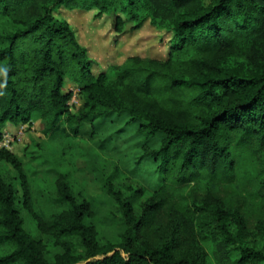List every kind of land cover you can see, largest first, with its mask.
Returning a JSON list of instances; mask_svg holds the SVG:
<instances>
[{
  "label": "trees",
  "instance_id": "obj_1",
  "mask_svg": "<svg viewBox=\"0 0 264 264\" xmlns=\"http://www.w3.org/2000/svg\"><path fill=\"white\" fill-rule=\"evenodd\" d=\"M60 5L119 12L135 26L149 18L173 32L168 57L130 56L94 74L54 14ZM251 35L264 45V0H0V139L8 122L39 120L48 142L36 158L56 171L51 208L35 210L22 160L0 150L18 180L0 173V264H213L207 247L216 264H264V59L245 71L231 64ZM67 79L79 87L76 110ZM114 112L145 140L163 134L142 149L164 182L150 190L104 158L114 173L99 180L122 227L103 239L100 208L74 172L90 154L77 142L82 124ZM18 185L39 236L25 228Z\"/></svg>",
  "mask_w": 264,
  "mask_h": 264
},
{
  "label": "rangeland",
  "instance_id": "obj_2",
  "mask_svg": "<svg viewBox=\"0 0 264 264\" xmlns=\"http://www.w3.org/2000/svg\"><path fill=\"white\" fill-rule=\"evenodd\" d=\"M54 14L70 25L79 44L86 48L88 58L91 61V71L94 74L101 73L112 65L120 64L130 56L137 55L159 60H165L168 57L173 32L166 28L156 27L150 22L149 18H145L139 26H135L133 22L119 12L99 13L95 8L70 9L65 5L58 6ZM254 37V35L249 36L241 44L242 53L231 60V64L239 67L242 71L248 70L251 64L264 59V45L261 46V43ZM260 48H263L262 55L260 54ZM66 81H68V85L63 87L65 93L68 91L73 93L74 90H79L78 85L73 81L68 79ZM70 99L68 103L72 106L71 109L76 110V102H70ZM37 121L39 120H35L36 130L32 132L29 130L25 135L18 133L13 134L14 136L9 134L13 141L9 148L1 150H8L22 160L24 170L32 182L34 194L40 200H36L34 209L42 211L40 208L45 207L44 212L47 213V210L51 208L47 204L52 192L50 184L55 178L56 171L50 164L44 163L42 157L36 158L41 150L47 147L48 142L41 132V123L37 124ZM90 132L91 129L85 133L83 132V134L81 133L77 139L80 147L90 154L85 159H76L74 178L79 183L80 188L84 189L86 198L95 207L100 208L94 220L98 226L100 237L103 239H116L122 227V222L116 215L115 203L103 191L99 180L105 177L103 174L110 175L114 173L113 164L105 159L113 160L125 176L137 180L150 190H155L163 184L164 175L158 169L159 160L144 154L135 158L136 161L143 162L141 170L133 172L129 167H123L115 158L109 157L103 152L102 149L106 146L109 147L105 143L106 141L99 140L100 138L95 140L96 131L94 130L93 137L90 136ZM2 134L5 135L4 132ZM162 137L163 134H156L151 138L148 146L152 149L158 148ZM111 147L116 149L115 144ZM128 160L126 158V161ZM103 167L106 169L104 173L101 170ZM0 173L18 184L17 172L10 163L0 160ZM137 176L141 180L137 179ZM123 179L121 177V180ZM208 187H210L209 182L205 181L199 184L196 189L203 192ZM22 202L23 192L18 185L17 203L20 207V214L23 217L25 228L31 234L39 236L37 221L30 211L21 207ZM260 239L263 244L264 236H261ZM46 240L51 243L49 237H46ZM207 250L210 258H212V263L216 264L211 255L210 247H207Z\"/></svg>",
  "mask_w": 264,
  "mask_h": 264
},
{
  "label": "crops",
  "instance_id": "obj_3",
  "mask_svg": "<svg viewBox=\"0 0 264 264\" xmlns=\"http://www.w3.org/2000/svg\"><path fill=\"white\" fill-rule=\"evenodd\" d=\"M65 85H68V81L65 82ZM63 92L65 93V91ZM79 99L81 103L82 100L80 98V93ZM128 119L129 116L125 112L108 113L103 117L94 119L92 122H85L84 124H82L80 132L83 134V132L85 133L91 128H94V130L96 131L95 140H98L100 138L99 140L106 141L105 143H107V145L109 146H106V148L102 149L103 152L109 157L115 158L123 165V167H129L133 172H135L136 170L142 169L141 165L143 163L136 161L135 158L143 154L142 145L144 143L150 144L151 138L145 140L142 136L137 135L136 129L138 128L139 123L134 122L127 124ZM39 123L40 122L37 121V124ZM35 128V121H33L31 124H13L8 122L2 128V133L7 132L6 134L10 135L23 133L25 135L29 130L31 132L36 130ZM113 144L116 145V149H113L111 147ZM126 158H128L129 160L126 161ZM137 179L141 180L138 176Z\"/></svg>",
  "mask_w": 264,
  "mask_h": 264
},
{
  "label": "built area",
  "instance_id": "obj_4",
  "mask_svg": "<svg viewBox=\"0 0 264 264\" xmlns=\"http://www.w3.org/2000/svg\"><path fill=\"white\" fill-rule=\"evenodd\" d=\"M70 102H76V104H77L76 106H79V104H80L79 90L73 91ZM71 108H72V106H71ZM12 141H13L12 137H10L9 134H6V133H5V135L2 134V137L0 139V150L9 148Z\"/></svg>",
  "mask_w": 264,
  "mask_h": 264
}]
</instances>
